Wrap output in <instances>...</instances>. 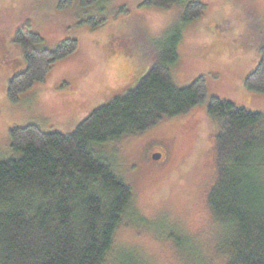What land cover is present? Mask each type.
<instances>
[{
	"label": "rangeland",
	"instance_id": "374dc122",
	"mask_svg": "<svg viewBox=\"0 0 264 264\" xmlns=\"http://www.w3.org/2000/svg\"><path fill=\"white\" fill-rule=\"evenodd\" d=\"M143 1L81 5L70 0L60 6L59 0H0V158L16 155L11 128L36 124L44 131L70 133L93 109L134 88L159 59L162 42L178 29V58L171 66L176 85L203 75L208 97L264 113V93L243 84L264 48V0H197L205 8L189 24L183 4L160 8ZM21 28L37 32L46 48L66 38H75L78 48L13 103L5 84L22 67V51L13 41ZM218 130L201 104L92 148L110 160L133 192L113 241L114 254L126 257L124 263L131 258L135 264H179L171 242L176 237L191 245L187 251L212 263L205 247L210 227L205 196L214 178ZM158 152L161 158L153 159ZM170 233L174 238L166 237Z\"/></svg>",
	"mask_w": 264,
	"mask_h": 264
},
{
	"label": "trees",
	"instance_id": "16d2710c",
	"mask_svg": "<svg viewBox=\"0 0 264 264\" xmlns=\"http://www.w3.org/2000/svg\"><path fill=\"white\" fill-rule=\"evenodd\" d=\"M176 4L184 6L185 24L200 18L205 8L197 0L143 1L147 7ZM96 24L92 18L90 25ZM179 33L173 31L162 42L159 59L134 88L93 109L72 132L44 131L36 124L10 129L16 155L0 158V264H135L131 258L124 263L126 257L113 251L132 189L115 174L110 160L92 148L136 135L201 104L219 127L213 183L205 196L210 214L205 247L214 258L210 264H264V113L208 97L203 75L176 85L171 66L178 58ZM13 41L23 54L22 67L6 83L13 103L78 48L75 38L46 48L42 37L26 28L17 30ZM243 84L264 93V48ZM175 240L179 264H206L196 251L186 250L189 243Z\"/></svg>",
	"mask_w": 264,
	"mask_h": 264
},
{
	"label": "water",
	"instance_id": "95a60500",
	"mask_svg": "<svg viewBox=\"0 0 264 264\" xmlns=\"http://www.w3.org/2000/svg\"><path fill=\"white\" fill-rule=\"evenodd\" d=\"M160 157H161L160 153H156V154L153 155V159H155V160L160 159Z\"/></svg>",
	"mask_w": 264,
	"mask_h": 264
}]
</instances>
